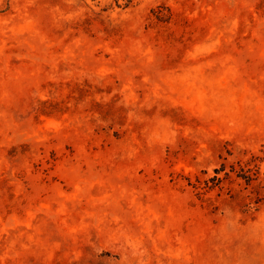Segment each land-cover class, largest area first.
Masks as SVG:
<instances>
[{"label": "rangeland", "instance_id": "rangeland-1", "mask_svg": "<svg viewBox=\"0 0 264 264\" xmlns=\"http://www.w3.org/2000/svg\"><path fill=\"white\" fill-rule=\"evenodd\" d=\"M0 264H264V0H0Z\"/></svg>", "mask_w": 264, "mask_h": 264}]
</instances>
